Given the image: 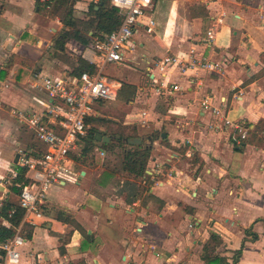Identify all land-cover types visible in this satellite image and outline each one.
Instances as JSON below:
<instances>
[{"label": "crops", "instance_id": "1", "mask_svg": "<svg viewBox=\"0 0 264 264\" xmlns=\"http://www.w3.org/2000/svg\"><path fill=\"white\" fill-rule=\"evenodd\" d=\"M155 9L153 31L139 26L123 62L104 69L136 65L122 77L105 75L133 85L128 103L152 112L138 134L166 133L168 146L160 135L153 142L145 191L128 204L118 193L120 177L102 181L104 167L75 168V184L48 190L45 220L27 226L31 236L19 247L18 264H206L202 247L211 231L222 240L214 253L228 264L239 250L236 264H264V149L247 143L237 150L227 130L211 127L217 119L199 104L209 94L250 128L264 122V0H152L147 16L153 19ZM41 17L34 0H0V70L11 54L30 61L19 80L13 77L16 63L0 78V202L17 198L9 189L10 170L17 150L32 145L11 110L41 111L46 101L33 87L35 76L67 73L73 63L59 60L57 71L41 55L35 27ZM85 49L74 52L88 61ZM190 50L220 70L180 73L170 67L166 79L181 90L157 96L151 80L160 73L153 61ZM260 128L264 137V123ZM59 211L71 220H60ZM0 224L9 225L2 218Z\"/></svg>", "mask_w": 264, "mask_h": 264}, {"label": "built area", "instance_id": "2", "mask_svg": "<svg viewBox=\"0 0 264 264\" xmlns=\"http://www.w3.org/2000/svg\"><path fill=\"white\" fill-rule=\"evenodd\" d=\"M48 3L51 0H34ZM97 3L99 0H83ZM122 15L120 25L112 30L103 40H96L85 49L88 62L95 65L94 72L83 71L78 75L61 73L58 75L37 74L33 83L36 92L45 97V107L39 111L14 108L11 115L16 124L27 129L39 141L44 152L39 156L28 155L24 149H18L15 162L18 167L26 168L27 182L21 187L18 195L19 206L23 209V217L14 235L1 244L4 250L3 264H18L19 247L25 242L23 227L36 226L44 219V205L47 192L54 184L77 182L78 171L72 154L79 148L81 137L86 133V120L97 113L103 103L116 100L120 83L107 77L105 66L109 63L121 64L124 60V48L131 41L139 26L153 31L154 20L147 16L152 0H109ZM207 38H212V27L207 31ZM160 76L152 78L151 88L157 96L164 93L178 92L181 87L177 83H169L166 70L176 68L180 73L188 70H220L217 63L203 56H197L190 50L185 56L165 55L152 63ZM151 73V70H149ZM202 85L201 78L195 81ZM223 101L214 104L209 94L199 99L202 110L208 111L217 121L212 128L228 131L234 147L243 146L249 127L240 119L229 117L222 105ZM152 114L149 110L138 113L140 121L145 123ZM103 154V151H100ZM17 169L10 170V180L17 175Z\"/></svg>", "mask_w": 264, "mask_h": 264}, {"label": "trees", "instance_id": "3", "mask_svg": "<svg viewBox=\"0 0 264 264\" xmlns=\"http://www.w3.org/2000/svg\"><path fill=\"white\" fill-rule=\"evenodd\" d=\"M77 2L78 0H51L48 3H39L35 1L38 14L50 19L57 18L62 25L67 28L59 33L58 37L55 39L54 47L58 52L64 50L65 41L68 39L77 42L83 48L88 47L96 40L105 39V37L121 23V13L109 0H99L97 3L84 2L86 6V9H84L85 18H78L74 15V6ZM15 63L17 64V70L13 77L15 80H19V73L26 70L30 61L18 55L11 54L4 68L0 70V78L4 77ZM95 69L96 67L94 64L85 60L81 54H76L73 58L72 66L67 73L70 75H78L83 71L94 72ZM134 92L135 89L133 85L124 82L120 83L116 99L128 103L133 99ZM99 121L108 120L97 116L90 117L86 120L88 124L86 133L81 137L79 150L77 153L72 154V158L76 162H83L87 155L95 148H99L105 153H113L115 148H118L120 151L119 165L112 168L109 166L104 167V171L101 173L100 177L102 181H110L114 176L120 177L121 184L118 193L123 196L126 203L131 204L139 199L145 191L146 187L142 182H147V163L152 156L153 142L160 133L154 131L145 136H139L135 126L128 124L114 134H107L99 131L95 125H92V123H97ZM263 123V121H259L253 128H250V124L245 122L249 130L246 138L243 140V145L250 143L264 149V137L260 134V127ZM113 125L117 126V123H113ZM96 132H100L102 136H108L109 141H97L94 137ZM117 136H119V138ZM135 137L141 138L142 142L138 145H130L127 143L128 139ZM143 139H145L146 142H143ZM160 144L168 146L167 139L165 137L160 138ZM240 149V147H237V150ZM25 152L28 155L39 156L44 150L42 146L38 148L35 144H32ZM14 168L17 169L18 172L11 180L12 183L9 189L14 195L18 196L21 187L27 182V178L25 177L26 168L18 167L16 163L14 164ZM23 213L24 211L19 206L17 199L5 197L0 202V218L5 219L9 223L8 226L0 224V262H2L4 258V250L1 248V244L14 235L16 228L22 220ZM57 217L66 222L71 220L70 215L62 211L57 213ZM23 236L25 238H30L31 227H23ZM252 237H256V235L252 233ZM221 241L218 234L213 231L209 232L208 240L202 247L201 259L204 263L228 264L224 257L214 253ZM240 252L239 250L235 253L234 264H236Z\"/></svg>", "mask_w": 264, "mask_h": 264}, {"label": "rangeland", "instance_id": "4", "mask_svg": "<svg viewBox=\"0 0 264 264\" xmlns=\"http://www.w3.org/2000/svg\"><path fill=\"white\" fill-rule=\"evenodd\" d=\"M84 9H86L84 1L78 0V2L74 6V15L78 18H85L86 15L84 13ZM152 14L153 20L156 21L159 16L157 9H155ZM18 26L20 27V29H25L24 24ZM35 27L36 32L40 37L38 39L40 40L39 47L42 51L41 55L43 57H47L50 60L51 66L57 68V71H62L63 66L59 65L58 61L61 60L69 62V59H73L76 55L74 51H78L79 48H81L80 44L68 39L65 41L64 50L62 52H58V50L54 47L55 39L58 37L59 33L67 28L64 27L57 18L50 19L43 16V18L40 19V25L38 24ZM133 67L136 69V65H133L131 63H126V66L124 67H118L115 64H111L106 68L105 73L110 76L122 77L125 72L127 73L129 70H133ZM143 107L144 106L141 105V103L130 104L118 99L112 102L103 103L97 109V113L95 116L99 118H105L108 121H99L97 123H92V125H95V127L99 131L105 132L107 134H114L123 129V127L127 126L128 124L134 125L137 131V128L141 127V125L143 124V122H140L138 120V113L142 111ZM113 123H117V126H114ZM19 128L22 129L23 133H27L25 134V136L28 139L27 141H29V143L35 144L38 148H40V144L34 138H32L30 133L24 127ZM138 135L145 136L147 134ZM143 142H146L145 139H143ZM78 150L79 148L76 149L74 153H77ZM100 151L101 150L99 148L93 149V151L89 155H87L83 162H76L75 168L77 169L78 167L86 166L90 169H94V167H99L98 169H100L106 166L112 168L119 165L120 151L118 148H115L113 153L103 152V154H101ZM15 199L18 200V196Z\"/></svg>", "mask_w": 264, "mask_h": 264}, {"label": "water", "instance_id": "5", "mask_svg": "<svg viewBox=\"0 0 264 264\" xmlns=\"http://www.w3.org/2000/svg\"><path fill=\"white\" fill-rule=\"evenodd\" d=\"M165 136H166V133L164 131H162L161 134H160V137L164 138ZM94 137H95V139L97 141H100V140H102L104 142H108L109 141V137L108 136H102V134L100 132H96ZM117 137L119 138V136H117ZM141 142H142V139L139 138V137L130 138V139L127 140V143L130 144V145H138ZM17 157H18V155L15 156L14 162L17 161Z\"/></svg>", "mask_w": 264, "mask_h": 264}]
</instances>
